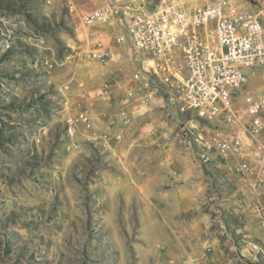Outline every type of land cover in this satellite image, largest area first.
<instances>
[{
  "label": "rangeland",
  "instance_id": "obj_1",
  "mask_svg": "<svg viewBox=\"0 0 264 264\" xmlns=\"http://www.w3.org/2000/svg\"><path fill=\"white\" fill-rule=\"evenodd\" d=\"M100 2L0 0V264H264V188L235 175L208 141L209 120L172 106L154 61L128 44L107 66L79 61L92 39L70 8ZM251 77L264 95V69ZM78 103L94 104L92 128L80 122L71 138ZM198 172L201 214L168 211L162 194ZM199 215L217 239H190Z\"/></svg>",
  "mask_w": 264,
  "mask_h": 264
},
{
  "label": "built area",
  "instance_id": "obj_2",
  "mask_svg": "<svg viewBox=\"0 0 264 264\" xmlns=\"http://www.w3.org/2000/svg\"><path fill=\"white\" fill-rule=\"evenodd\" d=\"M70 12L78 13L92 39L91 49L78 56L82 63L109 65L115 48L127 45L130 35L121 18L137 24L139 57L154 61L160 77L176 92H184V99L177 101H184L185 115L194 117V109L209 113L208 141L227 152L235 175L254 179L264 188V95L248 89L252 72L264 69V0H101L91 10L71 6ZM232 19H239V29H232ZM188 35H196L195 44H188ZM144 72L147 76V66ZM110 77L109 83L132 89L129 78ZM242 97L244 110L239 105ZM82 106L78 103L80 113L66 120L71 138L80 122L92 128L89 111L94 104ZM130 121L126 114L114 120L115 142L121 144ZM114 123L108 127L113 131ZM260 206L264 226V205Z\"/></svg>",
  "mask_w": 264,
  "mask_h": 264
},
{
  "label": "crops",
  "instance_id": "obj_3",
  "mask_svg": "<svg viewBox=\"0 0 264 264\" xmlns=\"http://www.w3.org/2000/svg\"><path fill=\"white\" fill-rule=\"evenodd\" d=\"M49 61H52V60H49ZM39 64H41V58L38 59V61H35V65H34L35 69L39 68L40 66ZM41 65L46 66L45 61H43ZM192 164L193 163H190L189 165L190 168H192ZM196 176H197L196 177L197 179L190 180L187 182V184L183 186L176 185V187H173L172 189H168L166 190V192L162 194L163 196L166 197V201L170 202L168 207L166 208L168 211L172 210V212L175 211V212L182 213L184 211H188L192 209L193 211H200V214H201L203 205L206 202L205 201L206 196L200 186V181H199V179H201L200 172H198ZM190 182H192L193 184H190ZM203 215L202 216L199 215V220L202 223L200 225H202V228L199 226L196 229L190 230V233H189V236H191L190 239H217L215 236H213L208 231L204 232L203 228L205 227L203 226V224L206 223V220H202L201 217H203ZM198 243L200 244L199 248H201V244L203 242L200 241Z\"/></svg>",
  "mask_w": 264,
  "mask_h": 264
},
{
  "label": "bare ground",
  "instance_id": "obj_4",
  "mask_svg": "<svg viewBox=\"0 0 264 264\" xmlns=\"http://www.w3.org/2000/svg\"><path fill=\"white\" fill-rule=\"evenodd\" d=\"M122 26H129L130 35L127 36V44L129 46V50L139 56L141 55V43L136 39L137 35V24H129V18H121ZM232 29H239V19H232ZM196 35H188V44H195ZM155 63V62H154ZM155 74L159 78V83L162 85L164 92L169 96V103L176 107L180 113H185L184 101H177V99H184V92H176L172 88V83H168L165 79L160 77L159 67L155 64ZM177 102V105L175 103ZM194 116L197 119L209 120V113L202 112V109H194ZM215 147L219 154L223 158H227V152L223 151L221 146L215 144Z\"/></svg>",
  "mask_w": 264,
  "mask_h": 264
}]
</instances>
